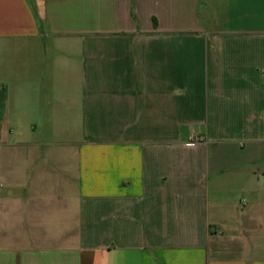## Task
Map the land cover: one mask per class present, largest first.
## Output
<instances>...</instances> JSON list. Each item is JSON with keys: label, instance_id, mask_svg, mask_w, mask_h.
Wrapping results in <instances>:
<instances>
[{"label": "crops", "instance_id": "1", "mask_svg": "<svg viewBox=\"0 0 264 264\" xmlns=\"http://www.w3.org/2000/svg\"><path fill=\"white\" fill-rule=\"evenodd\" d=\"M0 264H264V0H0Z\"/></svg>", "mask_w": 264, "mask_h": 264}, {"label": "built area", "instance_id": "2", "mask_svg": "<svg viewBox=\"0 0 264 264\" xmlns=\"http://www.w3.org/2000/svg\"><path fill=\"white\" fill-rule=\"evenodd\" d=\"M198 137L197 136H191V141L192 142H198Z\"/></svg>", "mask_w": 264, "mask_h": 264}]
</instances>
